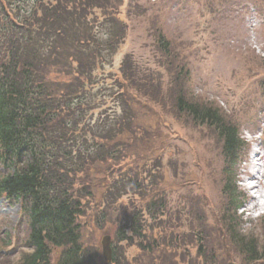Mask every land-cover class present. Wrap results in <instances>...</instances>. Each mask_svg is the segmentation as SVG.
<instances>
[{"label":"rangeland","instance_id":"rangeland-1","mask_svg":"<svg viewBox=\"0 0 264 264\" xmlns=\"http://www.w3.org/2000/svg\"><path fill=\"white\" fill-rule=\"evenodd\" d=\"M39 2L38 8L55 0H29V5L33 8ZM263 3H61L66 12L86 5L85 20L92 27L86 26L107 48L89 72L70 77L56 91L80 86L85 96L84 121L74 134L80 140L86 130L92 143L93 136L82 126L88 121L96 130L101 115L103 127L117 118L123 125L120 117H126L124 124L140 126L134 130L139 136L135 145L125 144L132 139L130 132L121 141L123 149H114L109 156L117 158L86 171L87 187L75 178L74 188L81 189L84 197L92 190L93 205L98 198L97 211L83 217L81 224L85 264H264V215L246 222V212L252 213L257 202L251 191L264 193V155L253 161L248 142L259 137L264 152ZM17 13L16 2L0 0V54L8 48L9 38L19 34ZM54 18L52 22H60ZM160 36L167 40V50L159 45ZM180 98L217 110L225 124L237 127L245 142L234 165L223 154L224 139L218 128L181 110ZM119 138L111 145L117 146ZM226 169L232 174H226ZM246 180L257 187L249 189ZM227 183L234 199L243 203L240 210L231 206ZM28 228L21 204L0 197V263L18 261ZM106 235L111 236V262L102 248ZM252 243L258 247L254 256L262 258L253 259L243 251ZM58 252L54 251L53 259Z\"/></svg>","mask_w":264,"mask_h":264},{"label":"trees","instance_id":"trees-1","mask_svg":"<svg viewBox=\"0 0 264 264\" xmlns=\"http://www.w3.org/2000/svg\"><path fill=\"white\" fill-rule=\"evenodd\" d=\"M12 1L16 2L20 22L19 34L13 30L16 39L10 37L8 48L0 54V196L21 204L29 228L22 256L10 264H85L81 224L83 217L97 211L98 198L93 205L89 201L94 196L92 190L84 197L81 189L74 188L75 178L87 187L86 171L98 162L106 164L117 158L116 154L110 159L109 156L112 150L123 149L121 141L130 132L132 139L125 144L135 145L139 136L135 137L134 130L140 126L129 121L124 124L126 117H120L123 125L117 123V118L111 126L103 127L105 117L101 115L95 123L96 130L88 121L82 126L90 131L93 142L88 140L86 130L78 140L74 133L84 121L86 106L82 89L78 86L56 91L70 77L79 78L89 72L100 51L107 48L85 20L86 5L66 12L61 4L64 0L40 8V2L31 8L29 0ZM160 44L167 50L169 44L164 36L159 37ZM177 105L197 122L210 121L218 128L224 139L223 154L234 165L243 147L237 127L225 124L212 108L188 104L182 98ZM117 135L120 142L112 146ZM225 172L232 174L230 169ZM224 187L231 206L238 209L242 202L234 199V190L228 183ZM243 248L253 259L263 257L254 256L256 244ZM55 250L59 252L53 259Z\"/></svg>","mask_w":264,"mask_h":264},{"label":"water","instance_id":"water-1","mask_svg":"<svg viewBox=\"0 0 264 264\" xmlns=\"http://www.w3.org/2000/svg\"><path fill=\"white\" fill-rule=\"evenodd\" d=\"M110 238L109 236H106L103 238V248H104V253L108 254L107 259H111V248H110Z\"/></svg>","mask_w":264,"mask_h":264}]
</instances>
